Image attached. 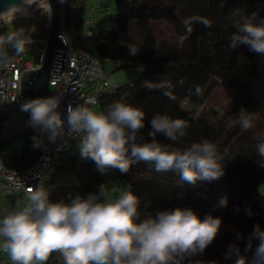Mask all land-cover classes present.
<instances>
[{
	"label": "trees",
	"instance_id": "1",
	"mask_svg": "<svg viewBox=\"0 0 264 264\" xmlns=\"http://www.w3.org/2000/svg\"><path fill=\"white\" fill-rule=\"evenodd\" d=\"M113 1L116 14H109V18H114V25L104 31L94 28L99 56L112 61L110 85L98 93L96 111H105L117 101L141 109L145 127L136 141L141 144L151 142L148 133L153 116L183 119L189 124L184 137L173 142L157 133V141L184 149L193 142L209 140L226 155L222 161L224 175L190 184L182 181L175 170L157 172L154 165L144 162L132 164L127 173L110 169L101 175L95 163L81 159L77 145L72 144L58 164L52 162L41 186L51 201L68 203L70 198L95 192L98 185L113 179L116 186H124L121 191L118 187L108 189L113 198L131 191L139 199L136 222L177 207L192 209L201 220L207 215L219 217L220 227L235 226L226 240L228 248L235 244L245 264H255L259 240L252 236L253 229L259 225L264 231V194L258 188L264 181V158L257 148L264 142V56L243 45L232 49L230 43L239 25H264V0ZM213 4L218 8L215 15ZM158 22L166 24L171 35L160 38L154 28ZM128 46L137 48L138 53L130 55ZM208 59L223 65L208 74L193 102L189 98L194 78L199 71L206 74L202 61ZM129 68L133 70L130 73ZM115 72L125 79L118 81ZM218 86L233 92L231 106L222 114L216 108H203ZM197 109L200 117L194 120ZM241 112H246L252 121L247 130L237 122ZM224 197L227 205L221 206L219 202ZM206 253L207 248L201 254L187 256L181 264H207ZM236 258L233 255L221 264H234ZM46 264H64V260L60 253L53 252Z\"/></svg>",
	"mask_w": 264,
	"mask_h": 264
},
{
	"label": "clouds",
	"instance_id": "2",
	"mask_svg": "<svg viewBox=\"0 0 264 264\" xmlns=\"http://www.w3.org/2000/svg\"><path fill=\"white\" fill-rule=\"evenodd\" d=\"M33 4L51 16L48 0H21V4L0 12V21L9 14L13 18L16 13L27 14V7ZM203 22L207 26V21ZM31 43L23 28L0 34V64L9 62L7 49L14 56H20ZM241 45L264 56V25L251 22L239 25L231 36L230 47L237 49ZM128 52L135 56L138 49L128 46ZM200 92L197 86L195 94ZM59 104L56 96L38 97L20 104V110L29 114L27 124L41 134L33 137L34 148L43 146L44 134L49 143L63 140L57 151L64 148L66 138L80 137L77 147L81 159L92 160L101 175L110 169L127 173L138 162L154 165L157 172L175 170L182 181L190 184L224 175L222 161L226 155L209 140L193 142L184 149L157 141V133L173 142L184 137L189 124L183 119L153 116L148 133L151 142L141 144L136 141L145 127V113L137 107L117 101L105 111L97 112L84 104L68 105L65 120L58 111ZM199 117L197 109L192 119ZM237 122L244 130L252 127L246 112L240 113ZM257 148L264 158V142ZM22 187L18 184L17 190ZM17 203L16 211H6L0 216V250L7 254L10 264H46L53 252L60 253L64 264H181L187 256L203 253L214 241L222 223L219 217L207 215L201 220L192 209L179 207L157 211L154 217L136 222L140 203L137 196L124 191L113 198L104 184L98 185L95 192L70 198L68 203L51 201L48 192L38 186L26 190L22 207ZM219 203L226 206L227 198H221ZM252 236L259 240L255 264H264V231L259 225L254 227ZM233 255L237 257L234 264H245L239 248L230 244L225 259Z\"/></svg>",
	"mask_w": 264,
	"mask_h": 264
},
{
	"label": "built area",
	"instance_id": "3",
	"mask_svg": "<svg viewBox=\"0 0 264 264\" xmlns=\"http://www.w3.org/2000/svg\"><path fill=\"white\" fill-rule=\"evenodd\" d=\"M69 1L63 0V3H61L58 0L60 24L57 38L61 40L66 50L63 71L59 74L52 73L51 66L48 79L50 96L59 97L58 111L62 119L65 120L68 105L75 107L78 104H84L95 111L98 93L110 85V68L112 66L111 59L109 57L101 58L96 49L94 28L97 25L96 14L98 11L95 10L92 4L86 6L85 0H75L74 2L71 0V5H69ZM27 10L29 14L16 13L14 18L11 14L7 15L4 21H0V29H4L7 24L32 19L36 14L43 13L35 4L27 7ZM82 10L85 12L81 13ZM99 11L116 14L112 6H105L104 10L99 9ZM77 15H79V21L77 20L78 29L75 25ZM46 16L45 35L39 38H28L32 43L26 47L22 55L14 56L12 50L7 49L9 62L0 64V114L12 106L20 109V104L24 102L20 91L21 74L25 71L36 70L43 65L50 27V16ZM108 28H100V30L104 31ZM36 46L40 48L37 52H34ZM54 54L55 49L52 64ZM88 84L90 87L85 91ZM41 139L43 140V146L40 148L41 153L32 167L24 171L11 170L6 168L0 160L2 198L23 199L26 202V190L41 186L52 162L62 157L64 152L80 137L75 139L66 138L67 143L60 151H57V147L63 143V140L58 139L56 143H49L46 134L42 135ZM18 184L23 185L19 190H17ZM0 264H10L9 257L2 250H0Z\"/></svg>",
	"mask_w": 264,
	"mask_h": 264
},
{
	"label": "water",
	"instance_id": "4",
	"mask_svg": "<svg viewBox=\"0 0 264 264\" xmlns=\"http://www.w3.org/2000/svg\"><path fill=\"white\" fill-rule=\"evenodd\" d=\"M51 5L50 27L43 65L36 70L25 71L20 76V91L23 101L38 97H49V73H61L66 50L57 38L60 24V6L58 0H48ZM21 0H0V12L7 11ZM56 47V48H55ZM55 49L53 64L52 57ZM29 114L15 106L0 114V160L11 170L24 171L32 167L40 155V148L33 147V137L40 133L27 124Z\"/></svg>",
	"mask_w": 264,
	"mask_h": 264
},
{
	"label": "rangeland",
	"instance_id": "5",
	"mask_svg": "<svg viewBox=\"0 0 264 264\" xmlns=\"http://www.w3.org/2000/svg\"><path fill=\"white\" fill-rule=\"evenodd\" d=\"M75 0H72L74 2ZM71 0L69 1V5L72 4ZM113 0H85V5L90 6L91 4L94 5L95 10H97L96 14V20H97V29L100 28H105V27H112L114 25V18H109V13L105 11H99V9H103L105 6H114ZM213 14L218 13V8L215 4H213ZM85 11H81V13H84ZM78 18L79 15H77V19L75 22L76 28L78 29ZM78 20V21H77ZM47 22V16L46 14L43 13H38L35 15L34 18L28 19V20H22L16 23H10L5 25L4 29H0V34H6L9 31H16L19 28H23L24 34L27 38H39L45 35V23ZM154 28L156 30L157 35L160 38H166L169 35H171L170 30L168 29V26L164 23H154ZM136 38V36H135ZM39 46H36L34 48V52H37L39 50ZM203 72L206 74H203L201 71H199L196 74V77L194 78L193 82V88L192 92L190 95V100H195L199 95L195 94V88L199 86L200 90H202L205 80H207L208 74H212L218 67H220L222 64L221 61L219 60H213V59H208V60H203ZM128 73L132 72V68H129ZM201 72V73H200ZM114 76L117 77L118 81L121 79H125V77H122L120 75V72H115L113 73ZM90 85L88 84L87 88L85 89L88 90ZM233 100V92L229 89H225L221 86H218L213 93L210 95L207 101H205L204 109L206 108H216L220 114H222L225 110L229 109L231 106ZM188 103V102H187ZM96 111V109H95ZM98 112V111H97ZM80 140V139H79ZM79 140L74 142V145L76 146L79 143ZM59 160H54L53 164H58ZM261 174H264V169L261 172ZM105 187L106 189H114L117 188L119 191L122 190L124 187L123 185H118L116 186V182L113 179H110V181L105 182ZM126 186V185H125ZM259 191L264 194V181L259 184ZM5 202L7 205L8 199L2 198L1 196V190H0V202ZM19 207H22L23 204L25 203L23 199H16L15 201H11V205L8 206L9 208L6 209V211H16L18 208V203ZM0 205V216L4 214V211H2ZM188 207V204H187ZM235 230V226H224L220 227L217 236L215 237L214 241L207 247V253H206V261L207 264H221L225 260V253L228 251V246L226 243L227 237L229 236L230 233H232Z\"/></svg>",
	"mask_w": 264,
	"mask_h": 264
},
{
	"label": "crops",
	"instance_id": "6",
	"mask_svg": "<svg viewBox=\"0 0 264 264\" xmlns=\"http://www.w3.org/2000/svg\"><path fill=\"white\" fill-rule=\"evenodd\" d=\"M8 201H10V202H7V205H6V203L3 202V201L0 202V205H2V206H1V209H2V211H4V213L6 212V209L9 208L8 206L11 205V201H15V200H13V199H9V198H8Z\"/></svg>",
	"mask_w": 264,
	"mask_h": 264
},
{
	"label": "bare ground",
	"instance_id": "7",
	"mask_svg": "<svg viewBox=\"0 0 264 264\" xmlns=\"http://www.w3.org/2000/svg\"><path fill=\"white\" fill-rule=\"evenodd\" d=\"M26 7V6H25ZM5 12V11H4ZM27 13L29 14L28 10H27Z\"/></svg>",
	"mask_w": 264,
	"mask_h": 264
}]
</instances>
